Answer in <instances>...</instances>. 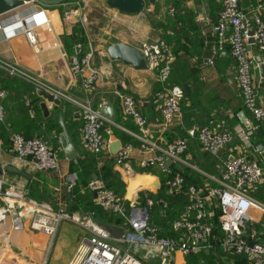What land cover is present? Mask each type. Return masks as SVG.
Wrapping results in <instances>:
<instances>
[{"label":"crops","instance_id":"1","mask_svg":"<svg viewBox=\"0 0 264 264\" xmlns=\"http://www.w3.org/2000/svg\"><path fill=\"white\" fill-rule=\"evenodd\" d=\"M144 2V10L140 14H126L108 8L104 0H79L74 7L65 4L46 6L33 2L27 8L33 9L30 12L41 13L45 18L42 23H27L36 35L35 43L29 41L19 26L12 29L13 33L8 34L0 29V61L9 63L24 73L9 75L0 68V84L5 91L1 102L4 118L0 122V178L5 186L14 185L17 190L22 191L28 200H35L73 216L71 219L62 220L52 237L30 228L31 213L22 210L25 216L20 228L13 225L11 216L6 217L0 221V264H94L78 258L82 256V247L88 245L92 236L88 224L102 227L113 239L122 235L127 225L121 217L101 209L96 204L95 194L87 187V182L92 179L107 177L127 202L143 201L148 193L157 195L161 189H165L160 182L163 177L160 168L153 167L151 171H147L138 165L140 159L150 158L156 152L141 151L136 142L127 164H112L110 170L103 166L104 160L102 162L101 157L95 159L94 165L79 143L75 160L70 162L56 149L58 167L53 171H38L29 161L16 157L11 151L10 134L13 131H21L28 136L27 133L40 132L47 128L59 139L58 114H63L67 126L65 112L69 104L73 103L76 106L72 112L75 124L73 128H67L69 133L76 134L79 139L81 121L77 102H89L93 108H97L101 101H105L114 107L117 115L119 103L115 92L119 91L135 98L140 111L147 118L152 140L159 145L184 135L189 128L215 125L218 122L223 123L225 130L231 133V140L233 137L238 139L237 129L242 126V100L235 80V65L228 47L219 48L213 29L220 8L218 1ZM259 3L262 5L259 13L264 22V0H239L241 10L249 18ZM66 8L75 10L69 20L63 18V10ZM19 11L1 16L0 20ZM81 16H85L86 23H81ZM78 20L84 28L87 40L83 51L88 52V46L91 45V63L101 71L96 91L91 95L84 91L81 77L70 69L72 56L69 54L65 36L71 33L72 26ZM92 29L96 33L93 34ZM229 30L230 27L227 26V31ZM157 38L168 40L175 55L170 81L180 85L186 83L189 87V94L184 95L181 114L167 125L162 123L159 103L154 98V93L162 85L156 72L148 69L136 70L120 61H111L106 54V47L112 43L123 42L139 47L130 39L142 43ZM246 48L249 55L257 59L259 53L255 45L249 42ZM80 51L81 49L75 47V54ZM260 63L264 64V60L254 66L253 73L258 103L264 107V89L259 87ZM35 83H42L66 95L69 100L62 101L59 106L46 102L49 114L45 116L39 107L42 98L35 92ZM55 115L57 124L54 122ZM107 124L105 138L108 151V145L117 139L122 143L129 140L121 127L134 130L129 120H118V116L116 125L110 122ZM262 135L261 127L253 137L254 143L264 144ZM202 154L209 156L210 160L202 158ZM184 155V159L198 168L203 167L206 173L214 168L215 158L202 151L196 139L189 140ZM72 163H78L79 173L70 174ZM156 182L157 186L152 187ZM205 183V180L199 179L201 186ZM166 193L171 192L166 189ZM254 194L264 201L260 190ZM162 215L154 213L152 223L160 233L170 232L167 234L173 236L170 223ZM77 220H87V227L82 222H76ZM147 252L146 247L138 246L135 255L143 264H161L158 258L147 257ZM185 257L175 251L170 264H181Z\"/></svg>","mask_w":264,"mask_h":264},{"label":"built area","instance_id":"2","mask_svg":"<svg viewBox=\"0 0 264 264\" xmlns=\"http://www.w3.org/2000/svg\"><path fill=\"white\" fill-rule=\"evenodd\" d=\"M23 1L24 7L35 2ZM216 1L220 8L213 29L219 48L227 46L234 61L235 80L243 104L241 112L245 114V121L237 129L241 144L223 155L222 150L230 142L232 135L225 130L223 123L218 122L215 125L189 128L184 135L159 145L152 140L147 118L139 110L135 98L116 91L119 103L117 116L122 121L129 120L134 130L119 126L131 141L121 142L119 151L112 154L107 149L103 134L109 121L101 114V109L107 103L101 101L97 108H93L89 102H77L81 121L79 143L85 152L101 157L102 162L112 160L115 165H126L136 142L139 150L156 152L150 158L140 159V168H160L163 175L161 185L171 193L184 194L187 198L179 216L170 223L174 235H164L151 220L155 204L153 198L146 195L143 201L127 202L108 188L101 178L90 180L87 187L95 194L96 204L121 217L127 227L119 238L113 239L102 227L91 226L87 220L82 222L86 227L89 225L92 236L88 245L82 247L79 260H88L94 264H143L136 257L135 250L138 246H144L148 249L147 257H156L161 264H170L175 251L187 256L215 248L231 256H243L247 264H264V201L254 194L260 190L264 196V144L253 141L264 119V107L258 103L252 72V67L264 60V22L259 13L262 5L259 3L249 18L241 10L239 0ZM30 11H33L30 7L25 10L22 8L19 12L5 16L0 20V29L8 34L19 26L29 41L35 43L36 35L27 23H42L45 18L41 13ZM74 12L70 8L64 9L63 18L69 20ZM80 21L82 24L86 23L85 16H81ZM227 26L230 27L229 31ZM251 27L253 34H250ZM250 37L259 53L257 59L250 56L246 48ZM75 47L80 50L81 43H75ZM88 48V52H78L70 58V69L81 77L84 91L91 95L96 91L101 71L92 65L93 49L90 44ZM138 48L147 61V69L156 72L162 84L154 93V98L159 103L162 123L167 125L181 114V101L185 95L182 85L171 84L168 80L175 55L165 38L144 41ZM0 68L9 75L24 74L3 61H0ZM4 96L5 91L0 85V121L4 118L1 105ZM190 139H196L202 151L218 161L217 175L205 173L189 160L183 159ZM10 149L16 157L26 159L38 171H53L58 167L56 150L41 136H26L22 132L13 131L10 134ZM166 159L172 161L169 168L164 167ZM176 164H184L201 173L206 183L201 186L190 182L183 172L174 168ZM211 181L215 182L212 186L207 184ZM159 202L163 212L166 211L168 203L162 199ZM22 210L31 213V229L50 237L54 236L62 220L73 217L35 200H28L22 191L17 190L14 185L5 186L0 178V221L11 216L13 225L20 228L25 216Z\"/></svg>","mask_w":264,"mask_h":264},{"label":"water","instance_id":"3","mask_svg":"<svg viewBox=\"0 0 264 264\" xmlns=\"http://www.w3.org/2000/svg\"><path fill=\"white\" fill-rule=\"evenodd\" d=\"M37 3H41L46 6H55L65 3L68 0H34ZM104 4L111 9H116L121 13L126 14H140L144 10L145 2L144 0H104ZM25 3L23 0H0V17L4 16L10 12L20 10L23 8L25 10L27 7H24ZM32 19H30L31 21ZM7 29H10L8 27ZM250 34H253V28H250ZM249 42L253 43V38H249ZM78 50L76 49V52ZM106 54L108 55L111 61H120L125 65H131L136 70H146L147 69V61L143 56L142 52L139 50L138 47L133 45L123 43V42H116L108 45L106 47ZM259 72H260V82L259 87L264 89V64H259ZM235 86L234 84L232 85ZM182 87L186 94H189V87L186 83L182 84ZM35 92L37 96L42 98V101L39 103V107L43 114L47 116L49 114V110L46 106V102H50L56 106H59L62 101L69 100V97L58 93L47 87L42 83H35L34 84ZM101 114L110 122L116 123L117 115L115 112L114 107L111 104H107L101 109ZM241 120L245 121V114L243 112L240 113ZM58 123L61 127V134L59 135V142L62 147L63 153L65 157L71 162L76 159L77 157V148L71 138L69 130L66 126L64 117L62 113L58 114ZM121 146L120 140H116L113 143L108 145V148L112 154H115L119 151ZM172 164V161L166 159L164 161V167L169 168ZM224 172V169L221 170V173ZM157 182L155 185L153 184L152 187L157 186ZM121 236V235H120ZM118 236L117 238H119Z\"/></svg>","mask_w":264,"mask_h":264},{"label":"trees","instance_id":"4","mask_svg":"<svg viewBox=\"0 0 264 264\" xmlns=\"http://www.w3.org/2000/svg\"><path fill=\"white\" fill-rule=\"evenodd\" d=\"M79 2V0H68L66 1L65 4L66 6H69V7H74L75 4ZM174 3V2H173ZM65 40L67 41L68 43V51H69V54L71 56L75 55V43L77 42H80L81 43V51L79 53H86V51H83V48L86 46L87 44V40L85 39V36H84V28L82 26V24L80 23V21L78 20L77 23H75L72 28H71V33L67 36H65ZM168 44H169V41L167 40ZM170 45V44H169ZM230 53V52H229ZM231 56V55H230ZM232 58V57H231ZM233 60V59H232ZM234 62V61H233ZM255 66V65H254ZM254 66L252 67V72H254ZM172 70H173V66H172V69H171V74H170V77H169V83L171 84H175L173 83L172 81H170L171 79V75H172ZM254 75V73H253ZM254 83H255V79H254ZM1 85V84H0ZM180 85V84H179ZM255 88L257 89V85L255 83ZM258 95V94H257ZM183 102H184V98L182 99L181 101V110H182V106H183ZM242 109H243V104H242ZM140 110V109H139ZM237 111V110H236ZM142 113V111H141ZM143 114V113H142ZM144 115V114H143ZM118 120H119V117H118ZM3 121V120H2ZM263 121L264 119L261 121V124H260V129L262 127V132H263V135L262 137H264V125H263ZM1 122V121H0ZM108 124L105 125V129L107 127ZM51 129V128H49ZM259 129V130H260ZM258 130V131H259ZM61 131V127H58V130H57V133L59 134V132ZM257 131V132H258ZM21 132V131H19ZM256 132V133H257ZM23 133V132H22ZM255 133V134H256ZM71 134V138L75 144L76 147H78L79 145V139L76 137V134L70 132ZM104 136H105V131L103 132ZM261 137V138H262ZM130 141H131V138H129ZM241 144V141H240V138L238 137V139L236 137H233L231 142H229L225 148L222 150V154L225 155L226 153H228L229 150H232L235 146H238ZM53 148V147H52ZM54 149V148H53ZM56 150V149H55ZM87 153V152H86ZM85 155H88V158L90 157L91 160L93 161L94 165H96V161L95 159L97 158L95 155L91 154V153H87ZM103 166L105 167H108L110 170L111 169V166L113 163L112 160H104L103 162ZM217 165H218V161L215 159V162H214V168H212V171L211 172H208V174H211V175H217L218 174V170H217ZM174 168L178 171H181L185 174V172L181 169V166L179 164H176L174 166ZM198 168V167H197ZM201 171L204 172L203 170V167L199 166V168ZM152 170V169H151ZM149 170V168L147 169V171H151ZM190 170V173L193 175H188L186 176L187 179H189L190 182H193V183H197L199 184V179H202L200 176V174L192 169H189ZM71 171L72 172H76V173H79V166H78V163H72L71 164ZM100 172V171H99ZM98 174L101 176V173ZM97 173V172H96ZM206 173V172H205ZM102 177V176H101ZM103 178V179H102ZM101 179L103 180V182L105 183V185L114 190L115 192H119L117 187L115 185H113L111 182H109L107 180V177L104 178L102 177ZM88 183V182H87ZM113 183H116V182H113ZM165 187V186H164ZM147 196H150L151 198L154 199L155 201V204H154V210H153V214L154 213H161L163 214L162 216L164 217V219L167 221V223H171V221L175 218H177L179 216V214L181 213L182 209H183V206L185 204V202L187 201V198H186V195L184 194H180V193H170V194H167L166 193V187L165 189H161L160 192L157 194V195H152L150 193L147 194ZM159 199H162L164 201H166L168 203V209H166V211L163 212V208H162V205L161 203L159 202ZM179 210V211H178ZM153 216V215H152ZM152 220V219H151ZM153 222V221H152ZM167 233H170V232H167ZM167 233H161V234H164V235H168ZM214 249L212 250H209V251H213ZM215 250H217V253L219 255H225V257L227 258H232L234 260H245V258L243 256H237V255H234V256H231V255H228L226 253H223L219 248H215ZM198 254H194V255H187L186 257L187 258H191V257H194Z\"/></svg>","mask_w":264,"mask_h":264},{"label":"rangeland","instance_id":"5","mask_svg":"<svg viewBox=\"0 0 264 264\" xmlns=\"http://www.w3.org/2000/svg\"><path fill=\"white\" fill-rule=\"evenodd\" d=\"M91 32L93 34L96 33L95 29H92ZM130 40L133 41V43L138 45V46L141 45V43L136 39H130ZM96 44L99 45L98 42H96ZM95 45H93V46H95ZM75 109H76V106L73 103H71V105L69 104V106L65 112V118L67 121L68 128L74 127L75 122L72 120V112L75 111ZM54 122H56L55 124H57L56 115H55ZM60 134H61V131L59 132L58 135H60ZM27 135L28 136L29 135L30 136H33V135L34 136H41L48 143V145H50L54 149L59 150L60 155L64 156L63 150L61 148L58 137L54 133H52L51 131H48L47 128L42 129L40 132L32 131V133H27ZM183 157L185 158V155ZM202 158H204L205 160H207V159L210 160V157L205 155V154H202ZM179 165L181 166V169L185 172V175L187 174L186 176H188V175L193 176L189 170L191 168L187 167L184 164H179ZM70 174H73V172L71 171ZM199 174L201 175L202 180H205V178H203V175L201 173H199ZM207 184L212 186L215 184V182L211 181V182H208ZM42 194H44V193H42ZM81 222H84V221H81ZM181 264H247V262L245 260H237L236 261L232 258H227V257H225V255L224 256L219 255L217 253V250H213V251H205V252L199 253L198 255L191 257V258L185 257L184 262Z\"/></svg>","mask_w":264,"mask_h":264},{"label":"bare ground","instance_id":"6","mask_svg":"<svg viewBox=\"0 0 264 264\" xmlns=\"http://www.w3.org/2000/svg\"><path fill=\"white\" fill-rule=\"evenodd\" d=\"M136 185V184H135ZM131 186V185H130ZM133 188V187H132Z\"/></svg>","mask_w":264,"mask_h":264}]
</instances>
